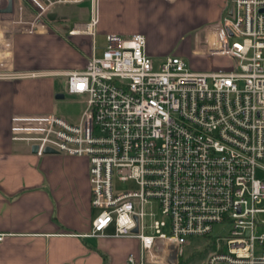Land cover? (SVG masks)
<instances>
[{
    "label": "built area",
    "instance_id": "1",
    "mask_svg": "<svg viewBox=\"0 0 264 264\" xmlns=\"http://www.w3.org/2000/svg\"><path fill=\"white\" fill-rule=\"evenodd\" d=\"M26 1L35 17L25 21L20 7L16 23L39 34L52 8L87 0ZM89 1L95 35L98 0ZM232 4L205 38L208 54L229 66L200 72L177 56L157 64L144 35L111 34L84 71L65 73L67 93L86 97L79 122L15 118L12 140L37 146V155L88 159L96 214L87 236L137 239L140 256L128 264H146L158 241L181 255L192 238L212 247L205 264H264V0ZM216 226L228 236L214 237Z\"/></svg>",
    "mask_w": 264,
    "mask_h": 264
},
{
    "label": "crops",
    "instance_id": "2",
    "mask_svg": "<svg viewBox=\"0 0 264 264\" xmlns=\"http://www.w3.org/2000/svg\"><path fill=\"white\" fill-rule=\"evenodd\" d=\"M83 3L55 6L42 19L47 32L27 34L16 23L19 8L25 21L33 20L35 9L26 0H0V73L44 74L0 79V264H128L131 254L139 258L137 239L87 236L95 212L88 159L34 154L29 144L12 140L15 118L59 116L57 102L65 96H57L67 93L65 73L82 72L93 55L99 57L97 38L142 34L147 54L156 61L160 50L151 42L162 26L171 21L183 37L197 39V32L217 25L233 5L232 0H98L92 35L87 31L90 1L89 7L69 8ZM10 5L11 12H4ZM179 51L176 56L183 59L197 51L190 35ZM79 97L86 106V97ZM84 108L75 121H67L79 122ZM161 247L177 250L172 242L158 241L146 252V264L155 263ZM168 262L177 264L173 258Z\"/></svg>",
    "mask_w": 264,
    "mask_h": 264
},
{
    "label": "rangeland",
    "instance_id": "3",
    "mask_svg": "<svg viewBox=\"0 0 264 264\" xmlns=\"http://www.w3.org/2000/svg\"><path fill=\"white\" fill-rule=\"evenodd\" d=\"M89 2V1H88ZM84 2L81 5L69 7L70 10L72 9H79L82 7H89V3ZM68 8V9H69ZM162 32L160 33L159 38H154V40L151 42L154 46L158 47L160 51H158L161 55L159 57H156L157 64H160L161 58H167L172 56H179L178 54H181L182 51H179V49L182 47V45L185 43V40L190 37L192 38V46L197 49V51H191V59L185 58L186 62L188 63L189 67L191 69H197V71H208L214 67H221V62L223 61L224 66H229L228 60L223 59L220 57H211L207 49V42L205 40L206 38V29L197 32V39L194 34H188L183 37L182 33L180 32L177 27L172 26V23L170 21V24L167 23L166 25L162 26ZM159 31V29H158ZM158 31L156 33H158ZM106 38L99 37L97 38L98 43V55L100 56L102 53V48L105 45ZM150 43V44H151ZM64 99L58 100V105L60 107L59 116L69 120V121H75L73 118L77 117L82 109L85 107V101L84 98H81L76 95H69L68 93L64 94ZM117 188L121 190H127V189H134L135 186L131 183H116ZM96 212H94L95 216ZM228 228L221 230L219 226H216L213 232L214 237H227ZM205 243L206 241L202 238H192L190 241V245L185 246L184 252L179 255L178 249L171 250L167 247H161L157 254L154 257L155 263L153 264H176V263H170L168 262V259H176L177 264L181 262V264H205L206 258L209 253H207V250L205 249ZM167 260V261H166ZM151 264V263H150Z\"/></svg>",
    "mask_w": 264,
    "mask_h": 264
},
{
    "label": "water",
    "instance_id": "4",
    "mask_svg": "<svg viewBox=\"0 0 264 264\" xmlns=\"http://www.w3.org/2000/svg\"><path fill=\"white\" fill-rule=\"evenodd\" d=\"M11 10H12V7L10 5L4 12H11ZM57 98H64V95H59V96H57ZM32 152L34 154H37L38 153V147L37 146H33L32 147ZM44 154H57V153L55 151L51 150V149H46L44 151ZM135 232H137V230H135Z\"/></svg>",
    "mask_w": 264,
    "mask_h": 264
},
{
    "label": "trees",
    "instance_id": "5",
    "mask_svg": "<svg viewBox=\"0 0 264 264\" xmlns=\"http://www.w3.org/2000/svg\"><path fill=\"white\" fill-rule=\"evenodd\" d=\"M205 249L207 250V253H209L211 251L212 247L205 245ZM179 264H181V262Z\"/></svg>",
    "mask_w": 264,
    "mask_h": 264
}]
</instances>
